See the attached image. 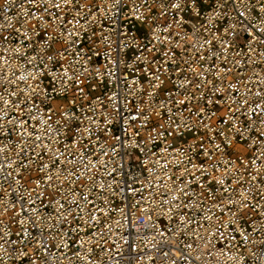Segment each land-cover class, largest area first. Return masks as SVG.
I'll list each match as a JSON object with an SVG mask.
<instances>
[{
  "label": "built area",
  "instance_id": "obj_1",
  "mask_svg": "<svg viewBox=\"0 0 264 264\" xmlns=\"http://www.w3.org/2000/svg\"><path fill=\"white\" fill-rule=\"evenodd\" d=\"M0 264H264V0H0Z\"/></svg>",
  "mask_w": 264,
  "mask_h": 264
}]
</instances>
